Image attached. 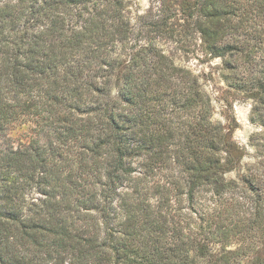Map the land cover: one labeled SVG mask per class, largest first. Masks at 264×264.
Listing matches in <instances>:
<instances>
[{
  "label": "trees",
  "instance_id": "16d2710c",
  "mask_svg": "<svg viewBox=\"0 0 264 264\" xmlns=\"http://www.w3.org/2000/svg\"><path fill=\"white\" fill-rule=\"evenodd\" d=\"M136 1L0 0V264H264V0Z\"/></svg>",
  "mask_w": 264,
  "mask_h": 264
},
{
  "label": "rangeland",
  "instance_id": "374dc122",
  "mask_svg": "<svg viewBox=\"0 0 264 264\" xmlns=\"http://www.w3.org/2000/svg\"><path fill=\"white\" fill-rule=\"evenodd\" d=\"M138 7V12L144 11L149 6V0H137L134 7ZM177 42H169L168 49L175 51V57L177 63L187 65L192 69H204L206 72H212L214 78L217 81V89H219L220 96L227 99L230 103L229 110L230 114L234 116L236 121V127L234 131V139L242 146H245L248 151H252V146L250 142V136L258 131V125H255L250 120V111L252 106L251 99H245L243 94L236 93L235 90H230L224 93L223 90L226 89L224 82L217 78L219 73V59H212L207 61L204 55L198 50L199 40L195 35H181L179 36ZM258 49V48H257ZM260 52V49H258ZM211 79V83H212ZM220 109V107H219ZM215 118H222L223 115L218 111L214 115ZM251 153V152H250ZM251 156H245L244 160L247 161Z\"/></svg>",
  "mask_w": 264,
  "mask_h": 264
}]
</instances>
